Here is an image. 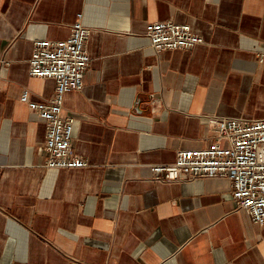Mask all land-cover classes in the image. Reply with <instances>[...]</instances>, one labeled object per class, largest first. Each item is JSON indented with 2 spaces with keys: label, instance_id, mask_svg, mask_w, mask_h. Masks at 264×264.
<instances>
[{
  "label": "crops",
  "instance_id": "crops-1",
  "mask_svg": "<svg viewBox=\"0 0 264 264\" xmlns=\"http://www.w3.org/2000/svg\"><path fill=\"white\" fill-rule=\"evenodd\" d=\"M79 13L91 64L62 110L89 165L50 168L21 95H54L29 74L33 43L66 39ZM168 19L204 43L157 52L147 28ZM212 117H264V0H0V264H264V225L229 178L152 176L213 145Z\"/></svg>",
  "mask_w": 264,
  "mask_h": 264
},
{
  "label": "built area",
  "instance_id": "built-area-1",
  "mask_svg": "<svg viewBox=\"0 0 264 264\" xmlns=\"http://www.w3.org/2000/svg\"><path fill=\"white\" fill-rule=\"evenodd\" d=\"M157 52L191 49L204 43V37L191 24L172 19L155 21L146 31ZM90 29L77 15L69 37L61 40L38 39L29 59L31 76L55 80L54 95L46 101L30 99L25 89L21 101L37 111L45 122L46 167L76 168L89 165L72 148L75 117L63 114L66 93L84 86L91 64L87 48ZM210 127L216 131L215 142L204 149H182L172 163L152 164L157 181H185L197 177H227L232 181V198L251 220L264 225V117H212Z\"/></svg>",
  "mask_w": 264,
  "mask_h": 264
}]
</instances>
